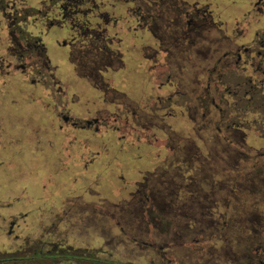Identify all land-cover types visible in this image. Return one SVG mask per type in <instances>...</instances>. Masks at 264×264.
Here are the masks:
<instances>
[{"label":"rangeland","instance_id":"1","mask_svg":"<svg viewBox=\"0 0 264 264\" xmlns=\"http://www.w3.org/2000/svg\"><path fill=\"white\" fill-rule=\"evenodd\" d=\"M204 1L214 20L229 30L226 36L234 28L244 35L231 43L232 38L204 32L186 48L191 38L176 32L175 14L167 5L161 20L144 22L147 31L135 32L137 21L125 10L117 12L112 66L103 79L112 102L92 90L101 86L98 73L106 68V56L97 51L71 57L69 68L60 71V88L49 87V94L17 81L12 99L17 107L6 114V120L15 117L17 135H12L36 144L47 132L49 145H62L58 126L66 133L79 131L70 139L80 147L75 153L82 157L81 174L73 196L60 192L58 178L47 199L23 198L17 210L5 207L15 200L2 199L0 253L25 249L34 258L44 239L74 251L64 253L69 258L23 264H264V110L238 102L229 92L221 101L225 85H212L209 101H199L205 70L213 69L229 46L251 43L264 20L248 16L247 3L257 0ZM58 38L62 33L46 40L51 56ZM67 113L76 122L93 124L64 123L59 115ZM230 123L236 126L228 129ZM50 159L55 167L64 162L60 150ZM49 176L42 174L48 193ZM16 217L20 228L10 232Z\"/></svg>","mask_w":264,"mask_h":264},{"label":"flooded vegetation","instance_id":"2","mask_svg":"<svg viewBox=\"0 0 264 264\" xmlns=\"http://www.w3.org/2000/svg\"><path fill=\"white\" fill-rule=\"evenodd\" d=\"M166 5L175 14L176 32L185 39L191 38L186 48L197 43L193 36H200L204 32L217 33L227 40L232 38L231 43L234 42L235 37L244 35V32L234 28L230 31V35L226 36L229 30L226 32L223 28L224 23H217L214 20V10L204 0H0V112L10 110L17 81L20 80L19 85L23 83L25 87L35 90L39 87L49 94V87L60 88V71L69 68L71 57H83L82 52L92 53V51H97L99 55L104 54L107 59L104 63L106 68L98 71L99 81H102L101 86H94V90L104 97L105 102H112V92L103 79L105 80L104 73L109 72L108 68L112 66L110 60L112 53L109 50L112 48V39L118 34L120 19L116 16L117 12L125 10L131 19L137 21L135 32L147 31L144 22L148 23L150 18L153 22L155 19L161 20L166 13ZM151 6L154 8H150ZM247 8L249 17L254 16L253 18L257 20H264V0L249 2ZM237 25L240 26V23ZM56 33H62L63 38L56 40L57 53L51 56L46 40ZM227 50L229 51L227 53L223 51L215 61L213 69L205 70L206 86L199 101L202 103L209 101L208 97L211 94L209 89L212 85L218 87L225 85L221 101L223 94L229 92L228 94L232 93L231 97L238 102L247 100L264 110V27L254 32L253 40L248 45H237L235 48L229 46ZM32 73L35 75L30 80L29 74ZM38 76L40 80L34 83V79ZM231 82H234L232 84L234 92L228 89ZM61 90H58L59 94L62 91L65 93ZM66 94L69 95L68 92ZM159 101L162 102L161 98ZM246 110L248 109H243ZM59 116L64 123L74 122L70 113ZM222 116L226 118L225 122L228 124L226 110L223 111ZM232 126H236V123H230L227 128ZM18 205H9L6 208L16 209ZM15 219L9 223L10 232L14 233L20 228L18 217ZM14 238L19 240L18 233ZM43 240H40L41 248L38 253L43 255L44 248L50 247L45 256L36 255L33 258L25 249L24 251L18 249L6 254L0 253V264H23L28 260L36 262L35 259L69 258L67 255L74 251L72 247L66 246L61 241L44 243ZM28 248L31 253H35L37 249L36 246ZM65 252L68 254L64 255ZM24 253L28 257H20ZM4 256L5 258H2ZM40 256L42 258H39ZM38 263L46 264V261Z\"/></svg>","mask_w":264,"mask_h":264},{"label":"crops","instance_id":"3","mask_svg":"<svg viewBox=\"0 0 264 264\" xmlns=\"http://www.w3.org/2000/svg\"><path fill=\"white\" fill-rule=\"evenodd\" d=\"M21 86L25 85L21 83ZM92 90L96 92L94 89ZM16 107L17 102L13 101L10 110L0 112V203L5 202L2 199L15 200L5 207L19 204V208L23 203L21 200L23 198L36 200L47 199L52 194L54 183L58 178H60L62 184L59 189L60 192L67 193L64 194L66 196L75 195L80 184L81 154L80 152L75 153V149L80 150V147L74 139L80 135V132L74 130L73 132L68 131L66 133L64 127L58 126V131L60 130L63 134L64 141H62V145H49L47 132L44 138L41 137L39 143L30 144L26 140H19L18 142L17 136L12 135V133L17 135L14 115L12 116L14 122L11 119V115L6 120V114L8 115L11 111H15ZM84 133L88 136L100 135L98 132L93 133L91 131H85ZM71 135H74V139L72 140L70 139ZM22 145L27 146L21 149ZM57 150H60L64 156V162L60 167H55L50 159L51 156H56ZM86 150L94 153L93 149L89 147H86ZM50 166L53 169H50ZM46 173L50 174L49 179L53 178L49 193L48 189L44 190V178L42 177V174ZM42 204L40 202L39 205ZM47 204L48 202L44 203V205Z\"/></svg>","mask_w":264,"mask_h":264},{"label":"trees","instance_id":"4","mask_svg":"<svg viewBox=\"0 0 264 264\" xmlns=\"http://www.w3.org/2000/svg\"><path fill=\"white\" fill-rule=\"evenodd\" d=\"M73 121H74V120H73ZM73 123H74V124H73ZM73 123H72L73 126H74V125H75V126H79V124L88 125L89 127L92 126V122H91V121H87V120H85V121H84V120H83V121H78V122L74 121ZM34 255L36 256V255H42V254H41V253H38V254H34ZM20 257H28V256L25 255V253H24V255H21Z\"/></svg>","mask_w":264,"mask_h":264}]
</instances>
